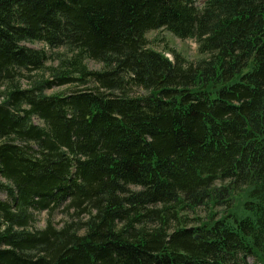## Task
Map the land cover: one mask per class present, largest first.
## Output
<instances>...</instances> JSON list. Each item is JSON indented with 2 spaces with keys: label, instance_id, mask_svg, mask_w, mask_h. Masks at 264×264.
Returning <instances> with one entry per match:
<instances>
[{
  "label": "trees",
  "instance_id": "obj_1",
  "mask_svg": "<svg viewBox=\"0 0 264 264\" xmlns=\"http://www.w3.org/2000/svg\"><path fill=\"white\" fill-rule=\"evenodd\" d=\"M0 86V264H264V0H0Z\"/></svg>",
  "mask_w": 264,
  "mask_h": 264
},
{
  "label": "rangeland",
  "instance_id": "obj_2",
  "mask_svg": "<svg viewBox=\"0 0 264 264\" xmlns=\"http://www.w3.org/2000/svg\"><path fill=\"white\" fill-rule=\"evenodd\" d=\"M146 40L148 43V48L154 51H157V52H162V53L164 52L163 54L171 61L173 60V55L170 53V51L179 53L185 58L187 62L194 61L197 58V50H196L197 47H196L194 40H190V39L180 40L163 29L148 32L146 34ZM29 46H31L32 48H38V49L43 48L42 44L40 43L30 44ZM59 51L60 50H56V53ZM53 53H55V51H52V55ZM88 67L91 70H98L101 68V65L98 63H88ZM26 86H27L26 80H23V82L21 83V87L26 88ZM2 88L3 87L0 86V93L2 91ZM58 90L60 89L54 88L53 90L47 91L46 93L50 94ZM140 93L143 94L144 92L141 91ZM241 191L242 192H240L238 195H235L233 199V207L238 208V209H240V204L244 200L245 188H243ZM4 198H5L4 194L0 193V199H4ZM206 205H207V202H206ZM206 205L205 204L201 206L198 205L195 211L196 213L194 214L189 213V216H191V214H193L192 217H194V215H197L198 217H201L203 219V222H205L210 219L212 213L222 214V211H224V207H225L219 204L220 206H218L216 210H214L215 209L214 205L208 204L210 205L208 209ZM218 216H221V215H218ZM35 220H36V223H35L36 229L43 228L47 221H50V223L54 227L59 228L65 222L66 223L67 222L77 223L78 221L80 223L85 222L86 217L83 214L75 215V213L71 211L66 212L65 210L59 209L51 213L41 212L35 216ZM248 264H253V262L251 260H248Z\"/></svg>",
  "mask_w": 264,
  "mask_h": 264
}]
</instances>
